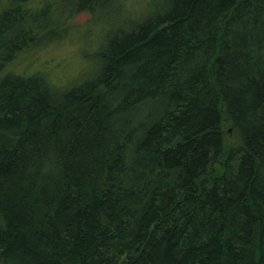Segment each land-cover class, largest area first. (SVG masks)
<instances>
[{
  "label": "trees",
  "instance_id": "obj_1",
  "mask_svg": "<svg viewBox=\"0 0 264 264\" xmlns=\"http://www.w3.org/2000/svg\"><path fill=\"white\" fill-rule=\"evenodd\" d=\"M144 1L69 0L110 31L66 88L5 67L48 5L0 10V264H264V0Z\"/></svg>",
  "mask_w": 264,
  "mask_h": 264
},
{
  "label": "rangeland",
  "instance_id": "obj_2",
  "mask_svg": "<svg viewBox=\"0 0 264 264\" xmlns=\"http://www.w3.org/2000/svg\"><path fill=\"white\" fill-rule=\"evenodd\" d=\"M7 1L0 0V10L6 7ZM28 3L37 10L48 5V12L57 17L54 19V28L58 36L54 38V34L50 40L36 44L24 53H18L5 66L6 70L26 76L41 75L50 85L59 88L94 77L97 74V69H94L97 63L96 52L107 39L110 27L98 25L99 21L95 19L99 18L88 11L73 13L67 7L69 0H30ZM121 4L120 20L123 22L135 19V16L140 18L145 12L144 0H122ZM227 139L234 143L231 132Z\"/></svg>",
  "mask_w": 264,
  "mask_h": 264
}]
</instances>
